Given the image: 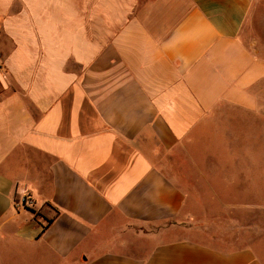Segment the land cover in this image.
Masks as SVG:
<instances>
[{
	"label": "crops",
	"instance_id": "crops-1",
	"mask_svg": "<svg viewBox=\"0 0 264 264\" xmlns=\"http://www.w3.org/2000/svg\"><path fill=\"white\" fill-rule=\"evenodd\" d=\"M0 62V264H264V0H0Z\"/></svg>",
	"mask_w": 264,
	"mask_h": 264
},
{
	"label": "rangeland",
	"instance_id": "rangeland-1",
	"mask_svg": "<svg viewBox=\"0 0 264 264\" xmlns=\"http://www.w3.org/2000/svg\"><path fill=\"white\" fill-rule=\"evenodd\" d=\"M260 148H261L262 150H264V146H260ZM263 185H264V184L261 182V183H260V188H262ZM263 197H264L263 195H260V201H262ZM246 200H247V201H250V202L254 200V194H253V192H249V194H247V196H246ZM200 213H203L204 216L213 215L212 211H208V210H202V211H200ZM199 230H203V231L206 233V235H208V236H209V234H210V232H208V231H209V228H208V226H206V225H204L203 228H200ZM199 230H198V231H199ZM199 236H200V235H199ZM200 238H203V237L200 236ZM206 240H209V239H206Z\"/></svg>",
	"mask_w": 264,
	"mask_h": 264
},
{
	"label": "built area",
	"instance_id": "built-area-1",
	"mask_svg": "<svg viewBox=\"0 0 264 264\" xmlns=\"http://www.w3.org/2000/svg\"><path fill=\"white\" fill-rule=\"evenodd\" d=\"M2 70V64H1V62H0V71ZM22 203H24V204H30L31 203V198H29L27 195H26V197H24L23 198V200H22Z\"/></svg>",
	"mask_w": 264,
	"mask_h": 264
}]
</instances>
